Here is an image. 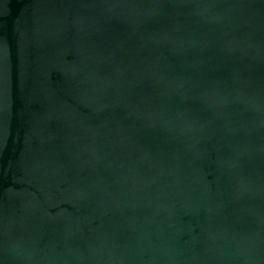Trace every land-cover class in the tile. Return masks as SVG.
Masks as SVG:
<instances>
[{
  "label": "water",
  "instance_id": "1",
  "mask_svg": "<svg viewBox=\"0 0 264 264\" xmlns=\"http://www.w3.org/2000/svg\"><path fill=\"white\" fill-rule=\"evenodd\" d=\"M0 264H264V0H0Z\"/></svg>",
  "mask_w": 264,
  "mask_h": 264
}]
</instances>
